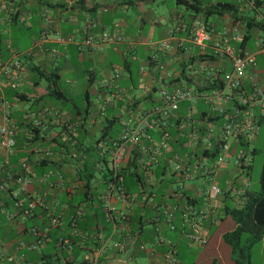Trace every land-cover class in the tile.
Segmentation results:
<instances>
[{
	"label": "crops",
	"instance_id": "obj_1",
	"mask_svg": "<svg viewBox=\"0 0 264 264\" xmlns=\"http://www.w3.org/2000/svg\"><path fill=\"white\" fill-rule=\"evenodd\" d=\"M155 1L0 0V124L14 131V145L0 147V162H7L0 172L5 187L0 191V264H93V259L95 264H168L167 248L156 238L170 244L174 264H264V245L253 247L264 230L249 245L232 247L222 239L236 226L230 209H239L258 192L249 189L253 150L248 160L241 147L255 135L264 113L257 105L249 108L253 129L245 138L228 140L223 160L215 164L218 129L232 103L223 96L213 98L230 63L210 55L219 32L236 25L240 37L232 47L253 52L255 60L241 76L242 88L246 92L258 86L264 99V51L257 46L264 44V29L246 24V17L264 24V0L255 9L246 5L249 0H199L201 6L236 4L232 14L206 19L209 39L203 49L189 34L193 13L183 5L188 12L171 7L163 16L148 5ZM88 21L92 25L87 27ZM102 31L124 40L81 45L87 33ZM15 60L19 68L12 87L1 66ZM173 87L188 90L191 98L180 101L170 115L169 136L155 162L146 169V152L136 143L125 146L118 173L127 197L109 194L113 228L103 215L110 172L107 150L102 155L100 148H110L130 112L159 106V90ZM113 125L116 129L109 133ZM146 133L158 141L156 129ZM142 144L152 146L150 141ZM238 151L247 163L244 168L233 164ZM178 160L182 169L175 171ZM44 173L51 187L33 179L21 189L14 181L19 175ZM182 173L188 175L183 181ZM209 178L220 191L205 200ZM25 195L40 200L28 214L13 208L14 198ZM183 198L190 211L184 224L179 211ZM174 206L178 209L166 218L163 209ZM118 211L126 220L118 219ZM51 216L58 217L56 225L50 224ZM182 231L203 236L205 243H188ZM212 237L215 242L209 245ZM119 240L122 249L112 245Z\"/></svg>",
	"mask_w": 264,
	"mask_h": 264
},
{
	"label": "built area",
	"instance_id": "obj_2",
	"mask_svg": "<svg viewBox=\"0 0 264 264\" xmlns=\"http://www.w3.org/2000/svg\"><path fill=\"white\" fill-rule=\"evenodd\" d=\"M246 5L249 8H253V0L246 2ZM92 22L87 23V27L91 26ZM189 34L191 40L196 44L200 49H203L205 42L209 39V33L207 30L206 24L203 20L197 16L193 17L189 23ZM218 41L212 45V51L210 53L216 59L219 60H228L230 63V69L224 72V75L221 79L220 87L216 92V95L213 96H223L225 99L231 101V110L229 113L225 114L223 121L220 124L218 129V138L215 142V147L218 149L220 154L216 158L215 164L223 160L224 154L228 150V140L230 139H240V137L245 138L246 133L250 132L253 129V120L251 118V112L249 108L257 105L260 108L261 114L264 113V99L262 98V91L258 86H251L248 91H244L241 84V76L246 67L252 66L255 64L253 52L241 50L236 51L232 47V43L239 41V30L236 25L231 24L230 26L223 28L219 32ZM124 38L115 33H108L105 31L100 32L98 35H92L87 33L82 40L81 45L92 48L98 44L106 43H115L121 42ZM80 45V46H81ZM161 47L167 48V44L164 42L160 43ZM264 51V44L261 46L257 44ZM3 72L9 74L12 80L9 82V85L14 87L15 80L17 79V69L19 68V62L17 60L9 63H5L1 66ZM212 69L209 68L207 73H211ZM116 76V74H115ZM159 96L161 104L157 107L152 108L147 112H130L129 115L120 121V130L116 138L110 142V148L107 149L105 146L100 148V153L103 155L105 150H107V162L108 170L110 172V181L107 185L105 196L103 198V215L106 220L110 221L112 227L115 228L116 220L109 206V194L115 192L116 196H119L121 199L127 197L126 192L123 190L121 185V175H119V163L123 155L126 144L136 143L139 145V148L146 152L148 155L147 159L144 160V165L149 168L154 162L155 157L160 152V147L164 144L165 140L168 138L167 132V122L173 111L178 107V103L185 99L191 98V93L179 87H173L171 89H160ZM205 101H209V98L203 96ZM147 128H154L159 133V139L157 142L151 140L150 136L146 133ZM143 141H150L152 146H145L142 144ZM14 145V131L13 128L0 124V147L9 149ZM207 145L211 146L210 142H207ZM47 154V151L44 152ZM243 155L241 151H238L233 159L234 165H240L246 167L245 162L242 161ZM7 162L2 160L0 162V172L4 170ZM244 164V165H243ZM21 167H24L23 163H20ZM182 169L180 160L176 161L174 165V170L179 171ZM49 174L44 173L40 176H17L15 182L24 189V186L35 179L39 183H45L48 187L52 186V182L48 180ZM183 180L188 178L186 173L181 174ZM211 179L209 178V181ZM181 184V182H180ZM5 189L3 182L0 180V191ZM218 186L210 181L203 190V198L205 200L213 199L216 194L219 193ZM185 202L179 207L180 216L183 221V224L187 221L188 215L190 213L189 208L186 203V198H183ZM40 203V200L34 198L31 195H25L23 197H15L13 200V208L15 211H18L22 214H28L32 212L36 204ZM178 209V206L171 208H164L163 214L166 218L172 217L174 209ZM118 219L124 221L126 220V214L123 211L117 212ZM51 225H56L58 223L57 216H51L49 218ZM124 224L122 225V228ZM170 228H173L172 224L169 225ZM185 239L188 243L192 244H203L205 243V238L198 235L195 232H184L182 231ZM155 242L159 244H165L167 251L165 253V258L168 264H174L175 258L171 252L170 244L161 239L156 238ZM64 244L69 246L66 241ZM112 245L116 248L122 249L123 243L119 241H113ZM103 246V245H102ZM33 246H30L31 248ZM96 261L93 259V264Z\"/></svg>",
	"mask_w": 264,
	"mask_h": 264
},
{
	"label": "trees",
	"instance_id": "obj_3",
	"mask_svg": "<svg viewBox=\"0 0 264 264\" xmlns=\"http://www.w3.org/2000/svg\"><path fill=\"white\" fill-rule=\"evenodd\" d=\"M174 1L177 4L184 5L186 9L192 12V18L195 16L201 18L206 24V26V19L210 15H221L225 12L232 14L236 11V4L228 2H216L210 4L207 3L201 6V2L199 0ZM261 1L262 0H253L254 5L253 8L250 9H255ZM246 19L248 20L246 22L248 26H250L251 23V26H258L259 28L264 29V24L262 21H253V18L251 17H246ZM258 182V192L255 196H251V199H247L246 202L239 209H230V215L236 226L232 231L225 233L222 239L224 242L231 245L232 247L237 246L239 244V238L245 232L251 234L250 238L246 236V240L248 241L249 245L255 240H257L260 237L262 231L264 230V159L262 162Z\"/></svg>",
	"mask_w": 264,
	"mask_h": 264
},
{
	"label": "rangeland",
	"instance_id": "obj_4",
	"mask_svg": "<svg viewBox=\"0 0 264 264\" xmlns=\"http://www.w3.org/2000/svg\"><path fill=\"white\" fill-rule=\"evenodd\" d=\"M222 1L233 2L235 0H222ZM148 5L154 12H159V14L163 16L168 14V11L171 7H176L182 12L186 11L183 5H179V4L175 5L173 0H156L153 4L149 3ZM74 102L80 103V98L74 97ZM258 120L259 122L257 123V129L255 131L256 132L255 135L254 133L250 135L248 137L247 144H244L241 147V150L244 153L245 159L248 158V160H250V155H251L250 152L253 150V153L251 155L252 159L249 162L250 168L248 172H249V177H250L249 189L254 192L258 191V176H259L260 168H261V165L264 159V116L260 117ZM115 129H116V125H113L109 133H113ZM214 242H215L214 237H212L209 239L208 244L213 245ZM221 245H225V243L221 242ZM238 245H248V241L246 240V235L244 234L241 235V237L239 238ZM260 245H264V237L261 240H258L253 243V247L260 246ZM252 256L256 257V253H253ZM130 264H133V263H130Z\"/></svg>",
	"mask_w": 264,
	"mask_h": 264
}]
</instances>
